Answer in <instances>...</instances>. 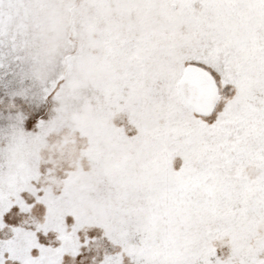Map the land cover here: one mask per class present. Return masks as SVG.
Wrapping results in <instances>:
<instances>
[{
    "label": "snow or ice",
    "instance_id": "obj_1",
    "mask_svg": "<svg viewBox=\"0 0 264 264\" xmlns=\"http://www.w3.org/2000/svg\"><path fill=\"white\" fill-rule=\"evenodd\" d=\"M0 264H264V0H0Z\"/></svg>",
    "mask_w": 264,
    "mask_h": 264
}]
</instances>
